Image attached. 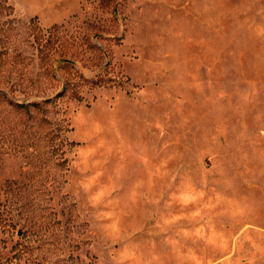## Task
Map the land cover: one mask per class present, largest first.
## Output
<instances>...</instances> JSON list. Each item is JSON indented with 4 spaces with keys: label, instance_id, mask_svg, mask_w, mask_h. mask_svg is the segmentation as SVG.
<instances>
[{
    "label": "rangeland",
    "instance_id": "obj_1",
    "mask_svg": "<svg viewBox=\"0 0 264 264\" xmlns=\"http://www.w3.org/2000/svg\"><path fill=\"white\" fill-rule=\"evenodd\" d=\"M0 264H264V0H0Z\"/></svg>",
    "mask_w": 264,
    "mask_h": 264
},
{
    "label": "trees",
    "instance_id": "obj_2",
    "mask_svg": "<svg viewBox=\"0 0 264 264\" xmlns=\"http://www.w3.org/2000/svg\"><path fill=\"white\" fill-rule=\"evenodd\" d=\"M66 90V85L63 86L58 92H57V96H60L63 94V92ZM77 96V94H75ZM79 97V96H78ZM53 98L52 97H49V98H46L45 101H51ZM23 103H18V106L22 105ZM36 104V103H35Z\"/></svg>",
    "mask_w": 264,
    "mask_h": 264
}]
</instances>
